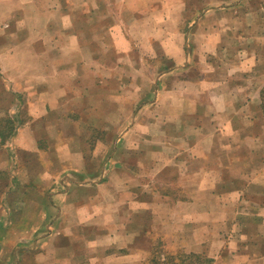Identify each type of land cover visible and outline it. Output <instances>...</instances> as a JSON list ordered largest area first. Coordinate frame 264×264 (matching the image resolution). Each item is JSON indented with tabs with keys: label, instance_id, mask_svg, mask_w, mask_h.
Returning <instances> with one entry per match:
<instances>
[{
	"label": "crops",
	"instance_id": "1",
	"mask_svg": "<svg viewBox=\"0 0 264 264\" xmlns=\"http://www.w3.org/2000/svg\"><path fill=\"white\" fill-rule=\"evenodd\" d=\"M74 1L0 0V121L9 118L16 126L9 139H0V264H167L174 255L207 258L208 264H264V119L257 110L264 1L119 0L118 7L108 0ZM241 5H249L245 16H234L230 9ZM225 10L224 18L215 15ZM88 32L96 41L110 39L109 57L131 52L142 59L143 42L151 43L148 57H156L157 44L159 60L170 65L150 68L158 74L153 103L165 120L173 113L180 120L157 122L160 136L183 142L156 165L171 186L141 190L131 169L136 184L127 188L118 179L113 207L107 205L111 193L103 192L106 182L97 179L102 173L91 164L83 163L81 176L97 182L58 181L67 164L56 167L40 139L55 130L52 114L59 115L61 105L83 99L78 91L100 67L110 72L99 64L100 43H81ZM193 36L195 52L189 49ZM225 37L239 47L223 68L216 64L224 58L216 44ZM83 56L94 60L92 67ZM100 83H94L99 93ZM125 191L132 196L125 198Z\"/></svg>",
	"mask_w": 264,
	"mask_h": 264
},
{
	"label": "rangeland",
	"instance_id": "2",
	"mask_svg": "<svg viewBox=\"0 0 264 264\" xmlns=\"http://www.w3.org/2000/svg\"><path fill=\"white\" fill-rule=\"evenodd\" d=\"M91 1L75 0L74 2L76 4H88ZM108 1L115 4L116 7L119 5V0ZM201 1L212 2V0ZM235 1L240 2L242 0H218L216 6L222 4H231L232 6ZM244 1L247 0H243V3ZM249 5H241L237 7L240 9L232 8L230 11L234 16L243 17L246 12L244 9L249 7ZM258 10H261V8H258ZM261 12L264 13V9ZM227 13L228 10H225L223 12H216L215 15L224 18V15H228ZM109 14L113 17L115 16L112 11H109ZM251 15L247 17L248 21L251 20ZM79 18L82 19V14ZM237 25L239 26L241 24ZM99 30L101 35V29ZM81 32L83 33L84 31L80 30V34ZM88 34L89 37L86 39L82 38L81 43L84 45L86 43L92 44L93 42L95 44L96 42L100 43L99 48H103L102 54L100 50L96 51L97 54L101 55L99 64L105 65L110 72H105L104 67H100L101 73L98 72V75H94L93 79H91L92 83L90 85L85 84L81 90L82 92L78 91V93L83 94V99H77V102L68 108L65 105H61L60 107H63V110L60 111L59 115L58 113H53V120H50L51 123L56 122V127L54 126L55 130L51 131L50 134L44 131L47 135L41 136L40 139L45 141L43 144L49 146V155H47V158L54 160L56 167L59 164H67L65 167H60L57 175L58 181L72 177L71 179L79 183L78 185L97 182L94 179L81 176L85 172L83 163L91 164L93 168L96 167L94 170H100L102 173V176H98L97 179L98 181L103 180V182H106L107 188L103 192L111 193L108 197L107 205L108 207H113L116 206L117 200L115 195L117 192L116 187L118 189L121 187L119 185L121 180L118 179L123 178L127 188L128 186L131 187V184H136L131 181L130 177L133 175L131 174V169L140 179L141 190L149 191L151 189L155 190L154 188H156L157 191L162 192L166 186L164 185L165 178L163 179V176L158 175L156 165L158 163L163 164L167 155L170 156L172 154L174 156V152L183 145V142L179 137L176 139L177 141H172L170 137H162L158 132V129H162V127H159L157 122L163 118V112L156 109L160 105L156 106L153 103V100L156 98V95L153 93L155 91L153 82L154 77L158 76V74L157 72L151 73L150 68L153 66L158 70V66L160 68L167 67L163 64H167L168 62L166 60L163 62L159 60L161 59V55L159 54L161 51L157 44L155 46L158 52L156 57H148V51H151L152 48L150 42H143L145 47H143L144 56L141 54L143 56L142 59L136 55H132L131 52L127 53L126 56L114 57L117 55L116 53L109 57L107 50L110 48V45H113L109 41L110 39H106L107 36H105L96 41L94 33L90 34L88 32ZM193 44L194 47L190 44L189 49L196 51L197 44L194 36ZM235 46L232 45L231 39L226 37L220 43L216 44V48H220L224 55L222 60L216 58V64L226 68L230 62H233V54H236L239 45ZM168 47L170 46L168 45ZM193 51H189L191 55ZM87 53H93V50L87 49ZM113 57L114 59H112ZM82 58L84 63L91 67L95 63L94 60L85 59L84 56ZM167 65L169 66L170 63ZM107 78L108 81L105 80ZM94 83L101 84V93H99V89L95 88ZM0 94L2 95V93ZM149 101H151L150 104ZM138 104L140 105L138 106ZM164 116L168 119V121L165 118L162 119L165 120L166 124H170L171 122L180 124V120L175 119L178 115L173 113ZM153 117L154 121L152 120ZM147 118L148 120H144ZM38 130H40V127H38ZM59 138L62 139V142ZM170 142H172V149H165L164 146H169ZM64 145L68 146L66 154L64 153L66 150H62L61 152V148L65 147ZM167 150H171V153ZM151 164H153V168ZM119 165L121 167L123 166L124 172H121V168L118 170ZM72 168H76L77 171H72ZM71 172L76 175L73 177ZM149 178L150 180L148 181ZM142 180H144L143 184L141 182ZM147 181L153 184L145 183ZM78 185H76L77 188H85L84 192L87 194L91 195L96 192L93 187L87 189L84 186L79 187ZM176 185L180 188V185ZM168 186L171 185H167L166 187ZM179 188L177 189L179 190ZM129 193L127 195L125 191V198L132 196L131 192ZM16 217L13 220L18 219V216ZM145 220L147 221V217L142 215L141 221L144 222ZM176 256L174 255V258ZM174 261L177 262L176 259ZM200 263L208 264V262ZM184 264H196V262L194 258L187 257L184 260Z\"/></svg>",
	"mask_w": 264,
	"mask_h": 264
},
{
	"label": "trees",
	"instance_id": "3",
	"mask_svg": "<svg viewBox=\"0 0 264 264\" xmlns=\"http://www.w3.org/2000/svg\"><path fill=\"white\" fill-rule=\"evenodd\" d=\"M258 112L261 114V117L264 119V86L260 90V104L257 106ZM15 123L9 119L5 118L0 121V139L1 143L5 142L7 139H9L15 132ZM187 257L194 258V261L196 264H201L200 262L207 263L209 262V259L207 258H200L199 256H187V255H177L175 258L174 256L167 258V264H184V260ZM174 259L177 260V262L174 261Z\"/></svg>",
	"mask_w": 264,
	"mask_h": 264
}]
</instances>
